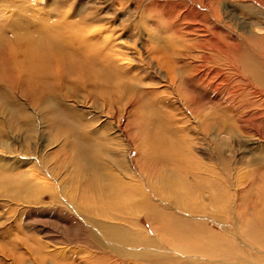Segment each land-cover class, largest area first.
<instances>
[{"label": "rangeland", "instance_id": "374dc122", "mask_svg": "<svg viewBox=\"0 0 264 264\" xmlns=\"http://www.w3.org/2000/svg\"><path fill=\"white\" fill-rule=\"evenodd\" d=\"M225 5L229 8L222 13L224 26H220L227 29L222 40L228 44H225L226 49L224 47L225 57L215 54L218 59L209 61L204 57L215 51L191 46L210 38V32L199 31L196 36L182 37L173 34L162 7L148 0H0V45L5 43L0 48L6 51L0 55V183L6 182V185L0 184V190L7 188L8 181L14 183L12 180H23L27 184L26 189L19 192L20 199L0 197V264H96V261L104 264V260H108L107 264L142 263L134 259L123 261L112 252L109 240L101 236L104 228L106 231L127 229V234L135 232L154 238V245L144 247L151 250V259L162 256V246L156 243V238L161 236L159 232L156 236L153 228L162 222L148 219L139 214V210L133 212V204L141 200H133L120 212L115 210L112 214L98 216L85 214L79 206L75 209L76 203L70 196L73 193L81 199L83 188L76 184L79 185L80 180L83 185L85 178L83 171L77 169L84 168V162L80 159L79 167H75L69 160L76 155L74 142L80 132L86 136L80 139L84 144L100 142L110 150L100 159V164H106L109 169L105 172L125 177L119 164L126 160L136 179H143L141 174L146 175L147 204L177 213L172 203L163 201L156 191V186L164 188L162 177L166 175L185 205L207 212L193 217L185 215V218L205 221L210 232L232 236L246 250L248 246L241 243L238 229L247 220L254 222L264 204V3L261 6L249 0H223L218 6ZM28 7L41 9L45 14L42 20L50 22V26L43 23L39 27L33 26L35 23L17 25L25 18L13 14ZM238 7H242L241 10L229 11ZM124 26L123 39L129 44L134 41L128 35L142 31L136 45L143 57L154 52L153 60H162L167 57L170 44L175 43L176 48L180 46L176 56L181 60L180 65H188L186 70L195 66L204 69V65L220 68L222 75L229 76L228 88L221 93L216 90L217 84L208 88L181 85V97L185 94L193 103L188 108L180 98V91H176L175 86H167L164 75L153 62L146 73H149L147 81H156L154 96L136 100L131 93L115 98L93 82L85 84L78 75H69L65 57L59 59V65L51 62L54 65L48 66L50 76L44 82L54 87L52 92L37 90L31 84V74L35 72L28 54L33 52L34 43L44 41L45 44L57 36L59 43L66 41L77 47L81 43L76 39L71 41L70 35L74 37L81 31L88 34L96 28L122 32ZM52 30L57 33L54 35ZM201 30L205 29L201 27ZM125 51L130 52L129 60H137L135 53ZM187 53L189 55L184 56ZM137 66L144 74L141 64ZM70 122L76 127L69 129ZM156 122L165 125L167 131L162 130L173 134V139L186 153L187 162L181 161L180 168H174L172 161L147 160L144 132L151 133ZM141 167L145 173L140 172ZM128 176L126 179L131 180L132 175ZM176 215L183 216L179 212ZM94 219L105 227L95 229ZM95 235L106 246L100 245Z\"/></svg>", "mask_w": 264, "mask_h": 264}, {"label": "bare ground", "instance_id": "6f19581e", "mask_svg": "<svg viewBox=\"0 0 264 264\" xmlns=\"http://www.w3.org/2000/svg\"><path fill=\"white\" fill-rule=\"evenodd\" d=\"M148 1L152 5L156 4L162 7L163 14H167V16L169 17L170 27L169 26L168 27L173 31V34L177 36L182 37L183 35L187 36L188 34H194L196 36V34L199 33V31L210 32L211 34L209 35L210 38H203V41L199 40L195 42L194 45L191 46L192 48L196 45V47L200 49L215 51L214 53L211 52L210 55H206L207 58L206 56L204 57L206 60L209 61L214 60L217 56H221L225 54L224 47L226 49L227 46L225 44L227 43H224L222 40L226 36L224 34L227 32V29H224L220 26H224L223 25L224 18H222V13L226 12V10H228L229 7L227 5L223 6L222 8L218 6L220 5V3L223 2V0H162V2H159V0H148ZM240 1L243 2L246 0H240ZM249 1L253 4L256 3L258 4L259 2V5L261 6L262 3H264L263 0H249ZM252 7L255 8L256 6L253 5ZM241 8L238 7L233 10L229 9V11L235 12L241 10ZM245 8L251 9L250 6H246V5ZM25 9H26L25 11H20V12L17 11L15 14H13L16 15L17 17H24L25 20H27V21L21 20L22 22L19 21L18 23H16L17 25L30 26V24L32 25L33 23H35L33 24V26H37V27L41 26L42 23H43L42 25H49L50 22L48 23L46 22V20L45 21L42 20L45 14H43L40 11L41 9L35 10L29 7ZM57 10L61 11L58 8ZM13 15H10V17L13 18ZM185 20L186 22H184ZM36 21L39 22L37 23ZM82 25L80 26L82 27ZM201 27L205 30H201ZM125 29L126 26H124L122 32H116L115 29L105 30V28L104 29L96 28L94 30L92 29L93 31H90L89 29L90 33L88 34L87 33L83 34L81 33L82 31L79 33L76 31L77 34H74V37L70 35L72 37L70 40L73 41L74 39H76L77 42L81 43L77 47L73 46V44L71 45L66 44L67 42L65 40H64L65 41L64 44L59 43L58 39L60 37L57 38V36H55V38H52L51 40H48L45 44L43 40H42L43 43L35 41L36 43H34L35 44L34 48L32 46V49H34L33 52L30 55L28 54V60H31V63L29 64L33 66L34 68L33 71L35 72V74H31L33 75L31 84L37 90L44 91L46 89L52 92L54 90V87L44 82L45 79H47L48 76H50L49 70L51 69H48L49 68L48 66H50L49 64H53L51 62H57V64L59 65V59L61 57H65L67 58L66 72L69 75L72 76L78 75L80 77V81L85 84L87 82H93V85L106 90L107 93L111 94L110 96H113L115 98L122 96V94L130 95L131 93L132 96L136 98V100L137 98H145L149 95L154 96V93L156 94V91L155 90L153 91V89L156 86V81H147V79L149 78L148 77L149 73H146V70L150 71L149 69L150 64L152 67L153 62H156L157 69L162 73V75H164L165 77L164 81L167 82L168 84L167 86L171 88L172 86H175V88L177 89L176 91H180V98H183L181 97L183 96L181 92V85L183 86L190 85L192 87L203 85L204 87L208 88L210 86L214 87L217 84L216 90L221 91V93H224L223 90H226V88H228L229 76L222 75L219 72V70H221L220 68L219 70H216L208 67L207 65H204L205 67L204 69L195 66L193 68L191 67L188 70H186L188 65L186 64L180 65L181 60L176 59L177 49L180 46H177L176 48L175 43L170 44L169 48L167 49L168 55L167 57H164V59L162 60H153L155 59L154 58L155 54L154 52H150V50L149 52L151 53V55H148L147 58L143 57L142 53L140 52L139 48H137L136 45V42L139 41L140 38L142 37L143 34L142 31H135L130 35H128V37L130 36L131 40L134 41L133 44H129L127 41L123 39V36L125 35L124 33H126ZM49 30L48 32H51ZM52 31H54V35H55L56 31L55 30ZM84 32H86V30ZM222 33L223 35H221ZM96 37L99 39H97ZM240 38L243 37L240 35ZM66 40L69 39L67 38ZM76 40H74V42ZM4 45H0V46H4ZM69 47H71V49H69ZM162 48H164V46ZM124 49L132 51L131 52L132 54L135 53V55L137 56L136 58L137 60H129L128 55L130 54V52L128 53ZM5 52H6L5 50H1L0 48V55L3 53L5 54ZM65 53H67V55ZM188 55L189 53H187L184 56H188ZM181 58H183V56ZM200 58L202 57L200 56ZM63 60L61 61L63 62ZM137 63L141 64V67L144 68L145 73L147 75L145 73L142 74V72L140 71L141 69H139L137 66ZM53 72L54 71L52 69L51 74H53ZM45 84H47V86ZM189 90L193 91V88L192 89L190 88ZM183 102L185 103L186 107H188L189 105L188 108H190V106L193 104L190 97L188 96L185 97V94H184ZM147 105H145L144 107H147ZM159 122H156V125L154 124L155 128L152 127L153 129L151 133L144 132L145 134L144 136L146 137L144 139L145 144H148V147L145 149L146 158L147 160H153V161L159 160L163 163L166 161H172L171 163L172 166H174V168H180L182 164L181 161L185 160V162H187V157L185 156L186 153H184V151L181 150L180 147L181 145L179 144V142H176L173 139V134L168 135L167 132H164L162 130L164 129L165 131H167L165 129V125ZM75 127L76 124H74V122L68 123L69 129ZM77 134H78L77 141L74 142L76 139L73 141L77 147V150H75L74 152V154L76 155L74 156V158L71 159L69 158L70 159L69 162L71 164H74L73 166L76 165L75 167H79L80 159L83 160L84 168L80 166V168H78L77 170L79 172L83 171L81 172V174L85 178V181L82 185V182L77 179L81 185L76 184V187L83 188V192H81V194L83 193L81 199L78 200L77 196L72 195L73 193L70 196L72 200L76 203V206L73 204L75 209L79 206L81 207V209L85 214H89V215L93 214L94 216L103 215L106 213L112 214V212H116V211L120 212L122 209L127 207V204L130 205L133 203V200L139 199L141 200V203L133 204L134 206L133 212L139 210L138 213L146 215L148 219L149 218L157 219V220H161L162 222V225H158L159 224L158 223L157 225L153 226V228L157 231L155 232L156 236L158 232L160 233L158 235L161 236L159 237L160 239L158 237L156 238L157 240L156 243L162 246V256L159 255L158 258H154V259H151L149 257L151 256V253H149L151 252V250L146 249L144 247V245L153 244L154 238H151L147 235L139 236V234L136 235L137 233L134 234L135 232L127 234L128 232L126 231L127 229L125 231L121 230L120 228H119L120 231L117 230L112 231L111 229H109V231H106V228H104L102 235L101 233L100 235L105 240L107 241L109 240L108 241L110 243L109 248L111 249L112 252L118 254L121 260L131 261L132 259L133 261L134 259L135 261L137 260L139 262H142L140 264H146V262H149L151 264H264V204H263V208H260L259 211L256 213V217H255L256 219L254 222L247 220V222L244 223L243 226L241 225L240 228L238 227L239 228L238 230H240V234L242 236L241 243L247 245L248 246L247 248H249V249L246 248L245 250L240 247V244H238L239 242L237 243L234 237L232 236L225 237L224 235L210 232V230L206 228L205 221L193 220V218L192 219L185 218L184 217L185 215H190L193 217L194 215H206L207 212L198 210V208H194V207L192 208V206L190 207L188 205H185L182 197L180 196V193L175 191L176 187L175 189L173 188L174 184L171 182V179L169 177H166V175H163L162 177L163 180L162 185H164V188L162 189L159 186H156L157 189L156 191L159 195L162 196L163 201H168L172 203L174 208L177 210V213L178 212L182 213L183 216L180 215L178 216L176 215L177 213L175 212L170 213L165 209H159L160 207L156 205L147 204V197L146 194L144 193V189H146L144 184L146 185L147 183L145 177L146 175L143 176V174H141L143 179L140 180L136 179L135 176H133V174L130 172L126 160H124L119 164L122 171H124L125 177L114 175V173H112L111 171L105 172L107 171L106 169L108 168L105 167L106 164H100L101 163L100 159L101 156H106L108 152L110 153V150L107 148L106 145H104V143H100V142L99 143L95 142L94 145H92L93 142H91V144L90 143L84 144V142L80 141V139L86 137L84 136L85 134L81 132ZM100 171L103 174H101ZM140 172L145 173V169L141 167ZM129 174L132 175V177L130 176L131 180L126 179V177H129L128 176ZM12 182L14 183L8 181L7 188L0 190V197L9 196L11 198L20 199L19 192L23 189H26L27 184L23 180H14V181L12 180ZM5 183L3 182L0 184L6 185ZM75 190L78 191L77 188ZM8 193H13V194H8ZM99 206L100 208H98ZM219 217L222 216L219 215ZM214 218L219 220L217 218V215H214ZM95 224H96L95 229L99 226L101 228L105 227V224L103 225L102 222L96 221L94 225ZM91 225L93 226V223H91ZM94 237L95 240H97V242H99L100 245L106 246L104 243H102V239L99 236L95 235ZM148 247L150 246H147V248ZM152 256L155 257L157 255L154 252ZM107 262L108 260H104V264H107ZM96 264H100V261L99 263L96 261Z\"/></svg>", "mask_w": 264, "mask_h": 264}]
</instances>
